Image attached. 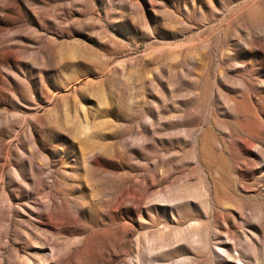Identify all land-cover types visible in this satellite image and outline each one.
I'll return each instance as SVG.
<instances>
[{"label": "rangeland", "instance_id": "1", "mask_svg": "<svg viewBox=\"0 0 264 264\" xmlns=\"http://www.w3.org/2000/svg\"><path fill=\"white\" fill-rule=\"evenodd\" d=\"M0 264H264V0H0Z\"/></svg>", "mask_w": 264, "mask_h": 264}]
</instances>
